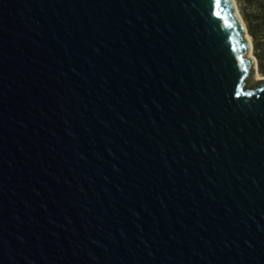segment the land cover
Instances as JSON below:
<instances>
[{"label": "water", "instance_id": "95a60500", "mask_svg": "<svg viewBox=\"0 0 264 264\" xmlns=\"http://www.w3.org/2000/svg\"><path fill=\"white\" fill-rule=\"evenodd\" d=\"M234 7L0 0V264H264Z\"/></svg>", "mask_w": 264, "mask_h": 264}, {"label": "trees", "instance_id": "16d2710c", "mask_svg": "<svg viewBox=\"0 0 264 264\" xmlns=\"http://www.w3.org/2000/svg\"><path fill=\"white\" fill-rule=\"evenodd\" d=\"M253 44L258 72L264 77V0H235Z\"/></svg>", "mask_w": 264, "mask_h": 264}, {"label": "rangeland", "instance_id": "374dc122", "mask_svg": "<svg viewBox=\"0 0 264 264\" xmlns=\"http://www.w3.org/2000/svg\"><path fill=\"white\" fill-rule=\"evenodd\" d=\"M234 2H235V4H236V1L234 0ZM236 7H237V4H236ZM237 11H238V13H239V10H238V7H237ZM239 15H240V13H239ZM241 17V16H240ZM242 18V17H241ZM243 20V19H242ZM244 22V21H243ZM244 25H245V23H244ZM248 37H249V39H250V42H251V44H252V40H251V38H250V36L248 35ZM249 53L250 54H248V56H250V57H252V58H255V56H254V54H253V44H252V48H251V50L249 51ZM255 77V75L253 76V77H247L246 78V80H245V89L246 90H253V89H255V88H257L258 87V83L256 82L258 79H255L254 78ZM259 77H261L260 75H259Z\"/></svg>", "mask_w": 264, "mask_h": 264}, {"label": "bare ground", "instance_id": "6f19581e", "mask_svg": "<svg viewBox=\"0 0 264 264\" xmlns=\"http://www.w3.org/2000/svg\"><path fill=\"white\" fill-rule=\"evenodd\" d=\"M232 1V3L234 4V8H235V11H236V13L238 14V12H237V7H236V4H235V2H234V0H231ZM238 19H239V21L241 22V18H240V16H239V14H238ZM243 23V22H242ZM242 26H243V24H242ZM245 38L247 39V42H248V46H249V49L251 50V42H250V39H249V37H248V35H247V33L245 34ZM249 50V51H250ZM248 54H250V53H248ZM250 57V56H249ZM254 75H255V79H260L261 77H259V75L257 74V73H254Z\"/></svg>", "mask_w": 264, "mask_h": 264}, {"label": "snow or ice", "instance_id": "6c2138e0", "mask_svg": "<svg viewBox=\"0 0 264 264\" xmlns=\"http://www.w3.org/2000/svg\"><path fill=\"white\" fill-rule=\"evenodd\" d=\"M217 2H219V0H217Z\"/></svg>", "mask_w": 264, "mask_h": 264}]
</instances>
